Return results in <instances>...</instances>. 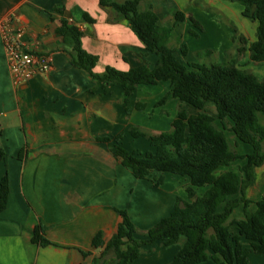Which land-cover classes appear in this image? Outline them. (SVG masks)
Returning <instances> with one entry per match:
<instances>
[{"label": "crops", "instance_id": "obj_1", "mask_svg": "<svg viewBox=\"0 0 264 264\" xmlns=\"http://www.w3.org/2000/svg\"><path fill=\"white\" fill-rule=\"evenodd\" d=\"M114 1L123 4L126 0ZM148 5L157 14L159 25L174 27L187 45L188 54L183 58L192 53L187 40L206 39L193 48L196 54L211 51L206 63L222 62L228 54L234 66L264 79V62L251 61L247 50L257 40L258 22L243 16L239 3L143 0L141 9ZM176 11L202 25L199 37L190 35L193 27L188 21L176 23ZM9 15L26 29L28 48L51 55L53 69L16 84L0 36V180L7 175L9 183L7 207L0 213V264H102L104 259H113L112 254L103 257V251L122 221L117 210L126 211L135 228L146 231L173 212L178 198L188 201L189 181L164 173L163 183L156 187L153 178L138 179L110 152L111 143L98 138L113 141L122 132L123 147L125 142H139L142 149L125 148L144 153L151 150L150 144L144 138H132L131 127L168 131L178 109L190 114L197 110L171 96L159 103L163 92L169 93V82L139 85L125 105L120 85L104 88L74 64V43L57 33L63 19L81 29L82 49L98 58L94 74H102L107 67L126 72L140 64L153 69L161 61L160 56L148 53L128 23L100 0H0V20ZM236 34L247 40L242 53L234 41ZM207 108L214 113L213 104ZM226 135L237 152L252 153L251 146L238 141L233 133ZM245 164V159L237 160L227 169L238 171ZM206 190L197 192L202 195ZM263 193L264 162L254 169L245 198L255 202ZM241 198L239 193L229 200ZM245 210L253 213L256 205L245 207L241 202L233 216L243 218ZM37 226L44 227L43 237L49 245L33 243ZM97 235L100 244L96 247L93 241ZM135 238L146 237L136 234ZM180 248V244L163 246L156 241L132 264H170ZM249 260L250 264H264V254L251 253Z\"/></svg>", "mask_w": 264, "mask_h": 264}, {"label": "trees", "instance_id": "obj_2", "mask_svg": "<svg viewBox=\"0 0 264 264\" xmlns=\"http://www.w3.org/2000/svg\"><path fill=\"white\" fill-rule=\"evenodd\" d=\"M229 1L242 5L243 16L258 22L257 40L250 43L248 49L242 35L234 36L239 53L247 49L251 61L264 62V0ZM100 3L111 7L118 19L126 21L145 50L160 56L161 61L153 69L140 64L126 72L107 67L102 74H94L92 69L98 58L82 49L81 29L63 19L57 33L64 38L68 36L74 43V64L85 70L91 79L101 82L104 88L120 85L125 105L139 85L169 82L168 96L197 110V114H190L178 109L168 131L131 127L132 138L149 142L151 150L144 153L123 147L122 132L113 141L98 138L111 143L110 152L138 179L153 178L156 187L163 183L164 173L189 181L188 201L178 198L173 212L146 231L136 229L126 211L117 210L122 221L103 251V257L112 254L113 259H104L102 264H132L156 241L163 246L181 245L170 264H201L208 260L214 264H250L251 253L264 254V193L255 202L245 198V189L254 180V169L264 162V79L234 66L228 54L222 62H181L176 52L179 50L186 57L187 45L176 35L174 27L159 25L158 16L150 5L141 9L143 0H126L123 4L100 0ZM84 18L94 22L86 15ZM174 18L176 23L188 21L191 24V36L199 37V32H203L202 25L190 15L176 11ZM210 54L207 50L196 56L202 60ZM168 96L159 103H165ZM208 104L214 105V113L208 110ZM228 131L238 141L251 146L252 153L237 152L227 138ZM244 159L246 164L238 171L227 169L233 162ZM200 188L207 190L199 195ZM239 193L241 200H229ZM8 196L9 183L5 175L0 180V213L7 207ZM241 202L245 207L254 203L256 210L253 213L245 210L243 218H235L234 209ZM43 232V226L35 228L33 243L50 244ZM139 232L146 238H135ZM99 241L100 235H97L94 246L97 247Z\"/></svg>", "mask_w": 264, "mask_h": 264}, {"label": "built area", "instance_id": "obj_3", "mask_svg": "<svg viewBox=\"0 0 264 264\" xmlns=\"http://www.w3.org/2000/svg\"><path fill=\"white\" fill-rule=\"evenodd\" d=\"M25 35L26 29L17 24L12 15L0 20V36L16 84L28 81L37 75H46L53 69L51 55L28 48L24 41Z\"/></svg>", "mask_w": 264, "mask_h": 264}, {"label": "rangeland", "instance_id": "obj_4", "mask_svg": "<svg viewBox=\"0 0 264 264\" xmlns=\"http://www.w3.org/2000/svg\"><path fill=\"white\" fill-rule=\"evenodd\" d=\"M206 40V39H205ZM205 40H199V39H195V38H190L189 40H187V44L190 46V48L192 49V53L190 54V56L188 57V58H183V56L180 54V53H178V59L181 61V62H183V63H194V62H200L201 61V59H199L197 56H196V53H195V50L193 49V48H196V47H199V46H201L202 44H204L206 41ZM206 60L207 59H205V57H203L202 58V61H203V63H206ZM213 63H215V62H213ZM165 84H168V83H163V85H165ZM167 92H168V90L166 91V93L165 92H163V98L164 97H166V96H168V94H167ZM166 101H167V99H166ZM165 101V102H166ZM213 110V109H212ZM211 111V110H210ZM124 147H126L127 149L129 148V147H134L135 149L136 148H138V149H142V146L139 144V142H135V143H127V142H125V145H124ZM168 176H173V174H168ZM202 189H204V188H202ZM139 230V229H138ZM140 231H142V230H140ZM138 235H142L141 234V232H139V233H137Z\"/></svg>", "mask_w": 264, "mask_h": 264}]
</instances>
